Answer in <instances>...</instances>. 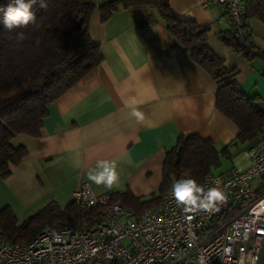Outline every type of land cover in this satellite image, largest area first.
I'll list each match as a JSON object with an SVG mask.
<instances>
[{
	"label": "crops",
	"instance_id": "1",
	"mask_svg": "<svg viewBox=\"0 0 264 264\" xmlns=\"http://www.w3.org/2000/svg\"><path fill=\"white\" fill-rule=\"evenodd\" d=\"M179 18L208 28L206 43L226 69L237 70L236 82L248 96H256L264 111V22L249 18L258 55L247 57L227 46L221 35L229 31L224 11L199 0H169ZM153 14L156 22L139 28L136 20ZM88 32L99 45L102 59L60 97L50 103L36 137L16 135L11 144L26 154L10 174L0 177V207L8 206L19 221L54 202L60 207L87 182L95 193L129 190L148 198L162 180L166 152L180 135L211 140L218 150L228 146L229 166L243 147L231 144L238 133L232 121L215 106L216 82L185 52L166 30L153 8L119 7L107 19L96 9ZM141 112L142 121L130 113ZM232 147H237L231 152ZM99 160L116 163L119 184L108 190L89 180ZM257 183V181H256Z\"/></svg>",
	"mask_w": 264,
	"mask_h": 264
},
{
	"label": "trees",
	"instance_id": "2",
	"mask_svg": "<svg viewBox=\"0 0 264 264\" xmlns=\"http://www.w3.org/2000/svg\"><path fill=\"white\" fill-rule=\"evenodd\" d=\"M7 2L0 0V5ZM46 3V8L34 6L36 23L27 28L8 31L0 23V177H7L26 154L23 146L11 144L12 138L20 134L38 136L48 105L101 61L99 45L88 32L89 19L96 9L102 19H107L120 6L153 8L177 43L216 82L215 106L238 129L230 145L253 141L264 132V111L257 106V97L246 95L236 82L237 70L226 69L209 49L208 28L177 17L169 0H46ZM245 9L247 19L264 22V0H245ZM154 22L153 14L136 20L139 28ZM19 32L25 34V39L17 40ZM221 40L247 57L258 55L244 50L230 29L221 35ZM228 146L218 150L211 140L195 134L180 135L174 147L166 152L162 180L155 193L141 198L124 190L112 193V199L137 216L158 205L179 179H194L201 186L203 178L220 167L221 157H229ZM258 181L264 187V176ZM87 212L73 201L63 208L51 202L19 221L11 208L4 206L0 207V232L8 242L25 243L41 230L58 231Z\"/></svg>",
	"mask_w": 264,
	"mask_h": 264
},
{
	"label": "built area",
	"instance_id": "3",
	"mask_svg": "<svg viewBox=\"0 0 264 264\" xmlns=\"http://www.w3.org/2000/svg\"><path fill=\"white\" fill-rule=\"evenodd\" d=\"M199 2L220 7L235 41L259 52L245 0ZM259 71L264 76V66ZM262 176L264 132L232 158L228 174L203 178L205 190L218 187L224 195L211 211H185L169 189L158 205L136 216L111 192L95 193L84 182L72 201L87 213L58 231L43 229L25 243L8 242L0 232V264H258L264 243V209L257 207L264 201Z\"/></svg>",
	"mask_w": 264,
	"mask_h": 264
},
{
	"label": "clouds",
	"instance_id": "4",
	"mask_svg": "<svg viewBox=\"0 0 264 264\" xmlns=\"http://www.w3.org/2000/svg\"><path fill=\"white\" fill-rule=\"evenodd\" d=\"M37 5L40 8H46V0H8L6 5H0V23L8 31L17 28H27L29 24L36 23V14L33 8ZM16 38L18 41L23 40L25 39V34L19 32ZM130 115L138 121L143 120L141 112L136 108L132 109ZM116 168L117 166L114 161L99 160L96 163L95 169L88 173V178L96 185H103L108 190H111L119 184V174ZM171 195L178 205L185 207V211H211L216 207V202L224 199V195L218 187L205 190L194 179L177 180L172 185ZM257 207L264 209V201ZM53 237L56 240L61 239L55 232H53Z\"/></svg>",
	"mask_w": 264,
	"mask_h": 264
},
{
	"label": "rangeland",
	"instance_id": "5",
	"mask_svg": "<svg viewBox=\"0 0 264 264\" xmlns=\"http://www.w3.org/2000/svg\"><path fill=\"white\" fill-rule=\"evenodd\" d=\"M261 79H264V76L260 75ZM246 143V142H245ZM245 143H239L237 147H243L245 145ZM237 147H232L231 148V152H234L236 150ZM230 161L228 159H226L225 157H221V164L220 167H218L217 169L214 168L213 169V174H217L223 170H225L228 166H229ZM253 184H256V181L253 182Z\"/></svg>",
	"mask_w": 264,
	"mask_h": 264
},
{
	"label": "water",
	"instance_id": "6",
	"mask_svg": "<svg viewBox=\"0 0 264 264\" xmlns=\"http://www.w3.org/2000/svg\"><path fill=\"white\" fill-rule=\"evenodd\" d=\"M258 264H264V243H262Z\"/></svg>",
	"mask_w": 264,
	"mask_h": 264
}]
</instances>
